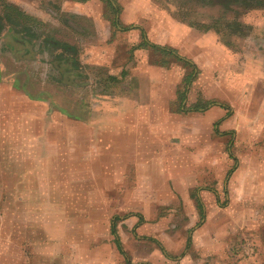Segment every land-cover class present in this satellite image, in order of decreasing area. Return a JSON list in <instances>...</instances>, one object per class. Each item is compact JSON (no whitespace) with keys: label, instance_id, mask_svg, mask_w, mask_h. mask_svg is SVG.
<instances>
[{"label":"crops","instance_id":"obj_1","mask_svg":"<svg viewBox=\"0 0 264 264\" xmlns=\"http://www.w3.org/2000/svg\"><path fill=\"white\" fill-rule=\"evenodd\" d=\"M207 34L213 35L204 33L205 38L201 34L198 38L210 62L197 57L185 59L195 65L196 77L187 85L183 101L178 99L182 74L171 71L169 65L157 67L161 79L155 80V66L139 69L132 62L117 70L107 64L106 44L99 42L93 52L85 46L86 54L91 56L84 61L82 58L80 68L88 67L85 63L106 67L112 71L108 79L114 81L123 80L130 69V86L128 81L117 83L120 87L125 85L129 94L109 99L99 93L97 98L89 97L91 100L82 96L80 108L62 112L54 109L50 115H42L44 120L52 118L48 125L51 134L35 136L32 147L27 141L9 143L8 148H35L32 174L51 180V193L47 194L49 185L39 189L42 202L53 215L46 220V227L55 224L54 228H62V236L52 233L42 237L44 246L68 245L71 251L75 245L82 246L79 261L96 260L91 254L85 256L83 248L95 244L109 245L108 255L117 254L124 264L143 259L126 249L130 243L156 246L161 256H168L167 250H177L173 243L174 248H168L171 238L165 240L170 236L162 232L161 224L167 222L165 215L172 214L173 206L182 204L189 208L184 229H194L191 238H185L182 251L187 258L194 247L197 260L209 262L218 259V246L212 235L222 218H229L238 227L241 224L237 216L241 213L247 225L259 220L258 205L237 207L240 204L233 202L257 203L261 199L259 206H264V73L253 78L247 72L252 67L248 58H261L247 55L238 65L224 57L223 61L215 55L216 44ZM145 48L151 50L149 46ZM73 62L72 56L64 58L63 63L57 62L58 68L67 65L69 86L91 87L95 80L91 76L87 80L83 72H68L73 69ZM261 67L263 70L264 65ZM78 78L86 82L81 83ZM139 85H146L145 93L141 94ZM196 105L206 107L195 111ZM58 117L67 119L65 133L63 127L58 129ZM43 133L42 130L40 134ZM29 158L23 154L9 159L21 164ZM221 193L228 196L224 207L218 201ZM47 252L46 256L40 254L46 258L44 264H75L74 252Z\"/></svg>","mask_w":264,"mask_h":264},{"label":"rangeland","instance_id":"obj_2","mask_svg":"<svg viewBox=\"0 0 264 264\" xmlns=\"http://www.w3.org/2000/svg\"><path fill=\"white\" fill-rule=\"evenodd\" d=\"M74 2L82 5L78 6ZM112 2L113 4L103 0H0V264H44L47 251L74 252L75 264H124L117 254L108 255L109 245L84 246V255L91 254L96 258L89 261L78 260L83 252L79 250L82 246L75 245L73 251L68 245L44 246L42 237H48L52 233L62 236V228H54L55 224L51 228L46 227V220L53 218V215L42 202L39 189L49 185L47 194L51 193V180L36 178L32 174V156L37 155L35 148H8L10 142L18 141H27L28 146L32 147L35 136L51 134V126L48 125L52 118L46 117L44 120L42 115L45 112L50 115V110L54 109L62 112L67 108H80L84 102L80 99L82 96L91 100L89 97L97 98L99 93L101 96L106 94L109 99L129 94V90L123 87L125 85L120 87L117 83L124 84L128 81L127 86H130V69L124 73L123 80L114 81L108 79L112 71L106 67L85 63V67H88L80 68L82 58L84 61L91 56L90 53L86 54L85 46L88 45L93 52L97 50L99 42L101 45L106 44L107 64L111 63L117 70H122L121 66L125 64L126 67V63L132 62L139 69L155 66L152 75L158 80L161 79L157 71L160 65L156 62H160V55L152 49L138 48L137 45L147 40L176 50L184 59L192 60L191 57H197V60L200 58L199 60L210 62L209 54L202 47V40L198 35L204 37V33H212V36L207 34V38L215 42L213 47L216 56L222 57L223 61V57L225 61L232 60L237 65L247 55L260 57L256 61L248 58L247 62L252 67L247 72L253 78L264 73V68L262 70L261 67L264 65V0ZM115 17L121 28L128 29L116 31L112 24ZM140 28L145 30L144 39L140 35ZM67 56L74 59L73 69L68 72H83L87 80L91 76V80L95 79L91 87L69 86L65 69L67 65L61 64L62 70L61 66H57V62L63 63ZM170 59L168 67H171V71L182 74L180 82L183 89L184 77L192 72V68L173 57ZM90 61L94 60L90 58ZM83 79L77 80L86 82ZM106 79L108 80L105 81ZM104 86L108 88L105 89ZM139 87L141 94L145 93L146 85ZM133 89L132 86L131 91ZM259 93L261 92L255 94ZM57 119H60L58 129L63 127L65 133L67 119ZM42 130L44 133L40 134ZM20 152L30 156L29 160H23L21 164L11 161V156H22ZM232 173L233 171L228 176ZM218 200L224 207L228 196L221 193ZM261 202V199L257 203L253 200L233 202L235 205L240 204L237 207L258 205L260 217L258 221L247 225L243 223L244 215L241 213L237 216L240 227L232 224L229 218H222L215 228L216 233L212 235L218 246L217 260L198 261V251L194 247L190 248L191 256L186 258V253L182 251L183 242L194 229H184L188 223L186 213L189 208L182 204L173 206L172 214L165 215L167 222L161 224L162 232L170 236L163 235L165 240L171 238L168 248H174L171 245L173 243L177 251L167 250L168 256H161L159 249L156 251V246L153 249L151 245L136 246L130 243L125 247L143 258L134 264H264V206H259Z\"/></svg>","mask_w":264,"mask_h":264},{"label":"trees","instance_id":"obj_3","mask_svg":"<svg viewBox=\"0 0 264 264\" xmlns=\"http://www.w3.org/2000/svg\"><path fill=\"white\" fill-rule=\"evenodd\" d=\"M80 1H86V0H80ZM103 1H107L108 4H113V2H112L113 0H103ZM117 22H118V19L115 17L114 20L112 21V24L117 29L118 28H120V30H127L128 29V28H121V26ZM141 31H142L143 36L145 37L144 30L141 29ZM147 46H149L154 53H157V54L160 55V62H156L160 66H168V65H170V63H171L170 57H173L174 59H177V60L183 62L185 65H188V66H190L192 68V72L188 76L184 77L185 80L183 81V83H185V85H184L183 89H181V87L178 89V99H179V101L180 100L183 101L184 98H185V92L187 91V85L192 81V78H195V76H194L195 75V65H193L189 61H186L185 59L180 57L176 50H174L172 48H168L166 46L150 44L148 41H143V43L139 44L137 47L138 48H143V47L145 48ZM200 107H206V106L202 105ZM200 107H199V105H196V106H194V110L195 111H199ZM219 203H220V201H219ZM198 204H199V208H200V210L202 212V209H201L202 207H201V204H200L199 201H198ZM118 248H119L120 252L124 253L120 245H118Z\"/></svg>","mask_w":264,"mask_h":264}]
</instances>
